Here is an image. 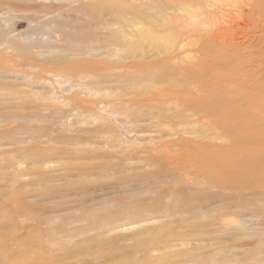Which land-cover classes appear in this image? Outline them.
Listing matches in <instances>:
<instances>
[{
	"label": "rangeland",
	"instance_id": "374dc122",
	"mask_svg": "<svg viewBox=\"0 0 264 264\" xmlns=\"http://www.w3.org/2000/svg\"><path fill=\"white\" fill-rule=\"evenodd\" d=\"M77 4L0 0V264H264L263 0H215L197 31L179 35L182 62L204 65L194 74L205 98L190 106L217 120L181 136L150 120V59L106 49L120 30L101 16L86 21ZM220 32L228 45L209 41ZM225 105L238 115L220 116ZM240 114L261 146L225 162H244L246 174L204 170L229 152L222 127ZM184 139L205 146L184 148ZM167 140L183 147L163 152ZM183 152L196 153L202 171L169 161Z\"/></svg>",
	"mask_w": 264,
	"mask_h": 264
},
{
	"label": "bare ground",
	"instance_id": "6f19581e",
	"mask_svg": "<svg viewBox=\"0 0 264 264\" xmlns=\"http://www.w3.org/2000/svg\"><path fill=\"white\" fill-rule=\"evenodd\" d=\"M25 1H28V0H25ZM29 1L36 3L37 1H48L49 2L51 0H37V1L36 0H29ZM63 1L68 2V4H71V3L77 4L78 3L79 5L77 4V7H78L77 11L84 13V14H80V16L86 15L87 19L84 16L86 21L94 22L95 16H98V17L101 16L102 18H105L104 21L103 20L99 21V22L103 21V22H101L103 27L104 26L118 27L117 30H120L119 34H116V35L114 34L115 36H113L112 33H114V32H112L111 33V35L113 36L112 38L108 37V35H107V39L109 40V38H110V41L112 43L111 42H110V44L108 43V46L106 49L114 48L116 50V52H118L119 50L125 49V50H127L128 53H130V51H131L132 55L130 54V56H129L130 60L136 59V58H134L133 52L135 51V49H140L143 53V55L140 54L141 56H139V57H141V58H139L140 61L141 62L144 61L145 56H146V59L147 58L150 59L148 64H146V65L142 64V66L144 65V66H146L147 69H150V72L148 73V75H146L147 80H145V82L147 84V88L149 90H152L149 92L150 100H149V98H147V99L149 100L150 103H152V104L154 103V105L153 106L149 105V104H147V105H149L148 106L149 108L150 107H152V109L154 108L153 110L150 109L151 111H154V114L152 112L150 120L154 119V121H155L154 124H155L156 128H160V129L172 128L171 129L172 133L170 136H179V135L181 136V134H188V132H186L187 130L185 129L188 126L197 125L200 123L208 126L210 124V122H212L213 119L212 120L210 119L212 116L208 115V114L206 115L207 112L205 113L202 108L201 109L203 110L204 113L201 111L200 107H199V110L205 115H203V114L201 115V112H199V110H197V109L195 110L196 106L195 107L190 106L193 103L194 104H201V103H199L200 101L197 102V98L198 99L199 98L200 99L205 98V97H202L199 95L204 94V89H205L206 85L203 84V86H198L197 82L195 81V78L197 75L194 74L196 72L195 66H197V65L204 66V65H202L203 63L199 62V60H195L194 63L182 62L181 55L183 53L184 44H186V43H185V40H183V38H181V36H179V35L181 34V32L183 30L189 29V28L192 29L193 31H197V29L201 25L204 24L203 20L200 18V17H203V15L206 13V9H204V8H207V7L210 8L213 5V2L215 0H63ZM91 1H94V2H92V4L90 5L89 2L91 3ZM263 3H264V0H263ZM256 5H257V8L261 7V0H256ZM79 6H80V9H79ZM0 7H2V6L0 5ZM39 8L40 9L41 8L47 9L46 6L40 5L38 8H36V11L39 10ZM91 9L95 10L94 14L90 11ZM73 11L75 13H77V11H75V10H73ZM90 12H91V14L94 15V18H93V15L91 16ZM78 14H79V12H78ZM153 22L157 23V25L155 27L152 25ZM101 27L98 26V28H101ZM109 27H106V29L103 28L104 31L109 30L111 28V27L110 28ZM232 27H233V25L231 26V28ZM111 29L109 30L110 32H111ZM101 31H103V30L101 29ZM211 35L213 37H210L209 41L213 42L214 39H216V40L221 39L222 44L228 45V43H226V40L229 39L228 38L229 35H225L224 32H220L217 34L211 33L210 36ZM3 36L4 35H2V37ZM130 38H132L131 39L132 41H135L137 38L139 40H141L143 43L141 41L136 42V43L141 42V43H138L139 44L138 46H140L141 48H139L138 46L136 47L137 44H135V42L133 43L131 41L132 42V44H131V42H129ZM178 38H180V39L178 40ZM93 39L96 40L94 37H93ZM107 39L105 41H107ZM133 39H135V40H133ZM85 41H87V40L84 39V42ZM80 43L84 44L83 41L82 42L80 41ZM85 43H87V42H85ZM91 43H93V42H91ZM140 44H143V45H140ZM75 45L79 46L81 44L78 43ZM87 46H89V45H87ZM92 47H94V46L92 45L91 49H92ZM119 52H121V51H119ZM127 52H125V53H127ZM136 53H140V52L136 51L135 54ZM124 55L125 54H123L122 56H124ZM140 61H138V62H140ZM138 62H136V63H138ZM138 64H140V63H138ZM75 65H79V63L74 64V66ZM81 65H83V63ZM84 65L91 66L92 63L87 62V64H84ZM171 65H172V67H171ZM207 66L210 67L211 65H209L207 63ZM151 70L152 71L159 70L162 73L159 72V74L153 75ZM149 74H151V75H149ZM197 96H199V97H197ZM142 100H139L138 102H141ZM214 101H216V100H214ZM208 102H209V100H208ZM224 102H226V101H224ZM203 103H202V106L207 105L206 102L203 101ZM144 104L142 103L143 106H144ZM218 105H220V104L218 103ZM221 105H222V103H221ZM217 106H216V108H217ZM222 106L220 109L217 108L219 110L217 112H218V114H220V116L222 115V116H225L226 118L230 119V118H232L231 116L237 114L236 112H235L236 114L233 112V108L231 110L230 109L228 110L227 105H225V107H222ZM206 107H208V106H206ZM218 107H220V106H218ZM212 108L209 107V110ZM213 110L215 112V108ZM213 110H211L212 113H214ZM209 114H210V111H209ZM241 114H240V116H241ZM213 115H215V114H213ZM149 116L146 118H150ZM242 117H244V114H243V116L240 117L242 119L241 121H239V122H238V120L236 121L238 123H236V122L232 123L234 121L227 120L228 122H225L223 124L222 128H224V130H225L224 132H226L227 137L225 138L223 136L225 139L222 142L225 143L226 145L223 146L221 150L222 151L229 150V152L224 153L221 156H219V155H216L214 157H212V156L208 157L207 156L208 159H206V160L208 161L209 164H207V168L206 169L204 168V170H207V171H210V172L216 173V174L217 173L218 174L219 173L220 174L221 173L228 174L229 171H232L231 173H233L234 172L233 170H236V171L238 170L240 172H243V174H246V172L244 173V171L246 170V168L243 167L244 162H242V163L240 162L237 165L235 164V166H230V167H227L228 164H227V162H225V160H228V157L230 158V155H229L230 153H233L234 156H238L239 159H241L239 156V154H241V152L237 151V150L244 151L245 150L244 148L248 147V146H255V145L261 146V136L256 138L257 132L254 131L255 127H254V129L248 128V125L245 124L244 118H242ZM215 118L216 117H214V119ZM218 120H219V118H218ZM215 121H217V120H213L214 123H215ZM147 122H148V120H147ZM209 127H211V125H209ZM209 127L204 128V130L207 129L208 131L211 132L212 130ZM212 129H213V127H212ZM219 129H220V127H219ZM204 130H202V131H204ZM206 131H205V133H206ZM230 132L235 133L236 135H233ZM205 133H203V134H205ZM223 135H225V134H223ZM196 136H198V134ZM201 136L202 135H200V137ZM171 138H173V137H171ZM201 138H203V137H201ZM201 138H199V139H201ZM221 138H222V136H221ZM171 141L167 140L165 143L162 144V146L160 145L159 146V147H161L160 150L163 152L170 150L171 146L173 145L172 143L174 142V140L172 142ZM177 144H182L181 138H180V140L177 141ZM203 145L205 146V144H203L202 141L199 143L198 142L195 143L193 141H188V140L187 141L185 140L184 144H183V146H186L184 148H187L189 146V148H191V147L196 148L197 147L200 149H202L201 146H203ZM180 146L183 147L182 145H180ZM180 146H178L179 149H180ZM172 147L178 148L177 146H174V145ZM243 153L244 152H242V154ZM23 155H25V154H23ZM23 155H22V157H23ZM29 157H32V156H29ZM33 157H34V155H33ZM254 157H256V155L248 156L247 159L248 158L251 159ZM28 159H30V158H28ZM222 159L224 160V162H221V164L219 166L218 160H222ZM35 160H37V159H35ZM176 160L180 161L181 163L177 164ZM198 160H199L198 155L196 153H191V152L185 153V152H183V153H179L178 155H176V157H174V159H170L169 161L177 164L178 166H176V165L175 166H176V168H178L180 170H184V168H186L187 164H189L188 167L192 168L191 170H193L195 172H200V170L202 171V169H200L199 165L194 163L195 161L197 162ZM212 160H214L215 162ZM32 162H33V160H32ZM34 162L37 163L36 161H34ZM211 162H214V163H211ZM18 163H20V162H18ZM22 164L23 163H21L20 165H22ZM33 165H34V163H33ZM179 165H181L182 167H180ZM37 166L35 165L34 167H37ZM250 171H252V170L249 169L248 172L250 173ZM17 179L18 178H16V180ZM13 195H15V194H13ZM13 195L11 197H13ZM13 199L18 200L17 198H13ZM13 199L12 200L10 199V201L9 200L8 201L9 202L14 201ZM19 202L17 203L16 201H14L13 204L14 203H15V205L20 204ZM24 203L22 202V204H24ZM22 204H20V205H22ZM5 206L7 208V205H5ZM13 207L15 208V206H13ZM6 208H3V209H5V211L6 210L9 211V209H6ZM10 209H11V207H10ZM14 211H13V213H14ZM24 211H26V210H24ZM0 212H1V209H0ZM3 213H4V211H3ZM13 213H11V214H13ZM24 214L22 211L21 215H24ZM26 214H27V212H26ZM21 215H19V216H21ZM35 215L37 216L36 212H35ZM28 216H31V214L30 215L28 214ZM28 216L26 215V217H28ZM36 216H35V218H36ZM23 218H25V216ZM18 220L21 221V218H18ZM23 220L21 221V223H24ZM30 222L33 223L34 220H32ZM36 224H38V223H36ZM27 237L29 238V236H27ZM7 241H9V240L7 239ZM15 242H18V240Z\"/></svg>",
	"mask_w": 264,
	"mask_h": 264
}]
</instances>
